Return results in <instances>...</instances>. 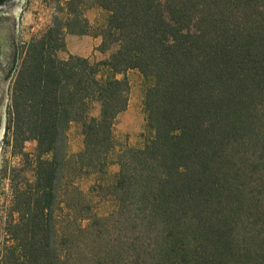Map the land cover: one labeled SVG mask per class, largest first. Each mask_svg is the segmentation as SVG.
<instances>
[{
  "label": "trees",
  "instance_id": "1",
  "mask_svg": "<svg viewBox=\"0 0 264 264\" xmlns=\"http://www.w3.org/2000/svg\"><path fill=\"white\" fill-rule=\"evenodd\" d=\"M66 7L17 45L9 72L3 144L26 156L31 140L35 154L31 178L9 173L0 264H264V0ZM93 7L105 12L96 24ZM67 31L100 36L107 56L58 57ZM128 69L149 81L152 136L138 147L114 135Z\"/></svg>",
  "mask_w": 264,
  "mask_h": 264
},
{
  "label": "rangeland",
  "instance_id": "2",
  "mask_svg": "<svg viewBox=\"0 0 264 264\" xmlns=\"http://www.w3.org/2000/svg\"><path fill=\"white\" fill-rule=\"evenodd\" d=\"M69 0H24L18 21L17 45L22 46L33 36L45 34L47 29L53 25L55 19L67 16L66 3ZM75 3V0H74ZM84 15L92 24L100 22L105 12L93 7L86 9ZM70 15V14H69ZM68 15V16H69ZM71 17L73 14L70 15ZM65 46L63 50L57 51V56L65 58L68 54H75L89 58L91 61H99L107 56V52H100L98 45L100 36L91 34L64 33ZM125 77L128 82V104L116 118L114 123V135L116 142L121 145L142 146L151 136L152 130L147 126L146 114L143 107L144 93L149 81L137 69H128L124 74L117 77ZM10 78L6 84L3 127L0 138V244L6 241L7 235L4 232V222L7 220L8 208L12 198L11 177L9 173L12 168L18 170L20 176L31 178L30 159L35 154V142L28 140L24 142L23 152L27 155L14 154L11 148L3 144L7 120L8 87ZM97 113L95 105L91 114ZM68 150L77 151L82 147V135L78 123H71L67 130ZM7 167L4 176L3 169ZM117 171V165L108 167V178L111 179ZM87 181L86 183H88ZM109 204H101L99 209L106 211Z\"/></svg>",
  "mask_w": 264,
  "mask_h": 264
},
{
  "label": "water",
  "instance_id": "3",
  "mask_svg": "<svg viewBox=\"0 0 264 264\" xmlns=\"http://www.w3.org/2000/svg\"><path fill=\"white\" fill-rule=\"evenodd\" d=\"M24 0H10L9 5L5 6L2 9V12L6 14L7 18L1 20L2 28L0 29V40L2 45V53L4 57V63L2 68H0V113L2 115L0 122V138L3 127V116H4V105H5V94H6V84L8 82V78L4 76V70L9 58H11L12 54L16 51L17 47V33H18V21L19 16L22 10ZM13 16L16 19L15 25H13ZM5 28L6 32H3Z\"/></svg>",
  "mask_w": 264,
  "mask_h": 264
},
{
  "label": "flooded vegetation",
  "instance_id": "4",
  "mask_svg": "<svg viewBox=\"0 0 264 264\" xmlns=\"http://www.w3.org/2000/svg\"><path fill=\"white\" fill-rule=\"evenodd\" d=\"M9 3H10V0H0V29L2 28L1 20L7 18L6 14H4V12H2V9L5 8V6L9 5ZM12 22H13V25H15L16 19L14 16H13ZM3 32H6L5 28H4ZM14 60H15V52L12 54L11 58H9V60L7 61L8 63L4 64V65H6V67L5 68L3 67L4 76L8 79H9V72L12 68ZM3 63H4V57H3V53H2V45H1V40H0V68H2L1 65H3Z\"/></svg>",
  "mask_w": 264,
  "mask_h": 264
}]
</instances>
